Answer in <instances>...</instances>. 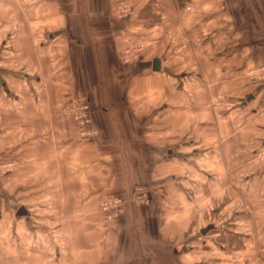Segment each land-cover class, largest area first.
I'll return each mask as SVG.
<instances>
[{
  "label": "crops",
  "instance_id": "1",
  "mask_svg": "<svg viewBox=\"0 0 264 264\" xmlns=\"http://www.w3.org/2000/svg\"><path fill=\"white\" fill-rule=\"evenodd\" d=\"M121 2L130 6V12L118 23L114 12ZM44 3L45 8H52L48 47L62 54L61 57L53 55V60L58 58L64 62L58 69L65 76L54 75L52 60L43 56L40 61L46 74L40 71L43 76L37 75L36 87L32 84L28 89L22 87L29 78L27 73L3 75L0 79L2 123L9 124L11 110L24 104L22 93L35 98L34 106L39 108L38 97L47 92L53 95V87L62 81L73 92L78 85L90 91L94 86L95 94L103 91L107 97L106 107H101V114L92 119L93 125L104 133L98 141H77L82 145L83 162L95 158L97 150L105 161L100 165H86L85 171L90 168L87 172L91 173L103 167L106 171L102 172L121 174L117 180L126 172H146L152 204H189L190 207L184 210L186 215L183 212L176 216V213L173 220L157 217L160 222L155 224L157 235L145 226L140 227L141 212L137 217L127 216L118 224L121 238L123 229L127 236L130 231L133 233L130 244L124 248L104 243L95 249L93 243L87 242L80 250L74 235H66L61 238L63 247H56V259L52 260L44 245L47 234L42 230L36 232L37 237L38 233L41 235V244L28 249V221L32 219L25 205L18 202L22 196L16 195V187L12 186L17 182L18 191L25 193L27 176L26 169L22 168L13 182H0V253L5 252L6 262L30 264L31 260L49 259L54 264L86 261L100 264L113 257L121 263L148 262L155 250L174 256L188 255L191 246L183 241L193 226L187 228V225L199 214H209V209L212 214L208 220H217L225 226L214 228L212 223L209 231L213 230V236L227 237L222 244L210 240L213 243L206 252L210 255V264H264V163L256 162L253 157L255 150L264 148V117L255 114L264 101V79L251 81L248 75L251 70L264 69V0H0V8H19L22 14L21 8H44ZM23 21L25 28L30 24L33 27L32 21ZM120 29H127L134 39L153 37L151 43L159 46L151 52L153 56H144L140 66L131 69V73L126 72L117 55L115 42ZM25 39L20 34L18 45H25ZM151 43H146L145 52H150ZM154 59L159 61L156 71L152 70ZM123 76L142 78H137L132 85L131 81L126 86L111 81L98 86V78ZM12 81L21 85V91H16V84L11 90L8 83ZM64 92L62 95L67 96L68 91ZM122 93H129L132 99L135 95L147 97L142 106L147 109L155 108L158 104L155 100L160 98L163 105L160 116L152 119L155 111L147 113V119L143 120L145 112L134 110L131 114L125 111L126 115L122 116L124 111H118L116 101ZM65 103V100L53 101L48 108L63 107ZM109 106L116 110L110 112ZM44 121L52 127L42 128L34 136L43 132L52 146L57 147L58 136L66 139L74 136L57 130L56 126L63 124L61 120L49 117ZM142 125L152 126L149 136L141 132ZM4 135L5 132L0 133V140L6 138ZM36 137L24 139V144ZM130 141L136 142L132 144L133 150L143 152L137 148L139 143L146 148L148 167L140 164L141 157L134 158L135 153L131 156L136 163L123 166L122 154L112 152L123 149L122 142L124 147H130ZM88 184L84 180L83 189ZM21 208L25 213H17ZM147 216L150 220L149 213ZM187 216L190 218L186 219ZM169 237L176 238L177 242ZM152 239L160 244H151ZM181 244L185 245L180 247ZM200 253L204 255L203 251ZM220 254L226 260L218 261ZM196 263L205 264L201 259Z\"/></svg>",
  "mask_w": 264,
  "mask_h": 264
},
{
  "label": "rangeland",
  "instance_id": "2",
  "mask_svg": "<svg viewBox=\"0 0 264 264\" xmlns=\"http://www.w3.org/2000/svg\"><path fill=\"white\" fill-rule=\"evenodd\" d=\"M45 1L46 0H44V2ZM120 6L125 7L121 9V14H124L123 16L130 12L129 5L121 2L117 4L116 7L118 8ZM43 7L44 8L37 9L21 8L22 14H20L19 8H0V79L3 75L9 73L14 75L16 72H24L28 74L29 78L25 80L27 81L26 83L21 84L22 87L28 89L27 87L31 86V84L36 87L37 75H40V77L41 75L43 76L40 72L43 70L40 61L43 57H48L52 60L54 65L52 72L54 75L65 76L62 69H58L64 62H60L58 58L53 60V55H59V57H61L62 54L57 49L53 50L48 47L50 40L47 34L50 33L49 28H51L49 16L52 14V8H45V3ZM4 15H6L5 22H3ZM123 16L115 14L114 12V18L118 23L120 21L122 22ZM20 17L23 18L20 19ZM24 19L28 20V22L32 21L33 27H31L30 24L28 28H25ZM20 34L26 37L23 41L25 45H18ZM117 36H120V38L118 39ZM134 38L135 37H131L130 33H127V29H120V31L117 32L115 42L118 46L117 55L120 61L124 63L126 72L130 73L131 69L137 68V65L140 66L139 63L143 60L144 56L150 58L153 56L152 54H154L151 52H154V49L159 47L157 45L155 46V43H151V41L154 40L153 37ZM109 42L111 43V41ZM146 43H151L150 52L149 50L145 52V48L147 47ZM40 49L44 50L41 54L37 51ZM35 54H37L38 61L35 60ZM20 55L21 59H19ZM3 58H9L10 61H4ZM56 69H58V71ZM43 72L45 73L44 70ZM248 75L251 77V81L263 80L264 69L259 68L251 70ZM137 78H142V76L102 77L98 78V86H103L109 82L111 83V81L117 84L122 83L123 86H126V84L128 85L131 81L130 84L132 85L137 82ZM0 82H2V80H0ZM62 82H60L59 85L52 86L54 90L53 95L51 92H47L45 95L38 97L40 109L34 106V101H36L35 98L30 95L24 96L21 92V98L24 104H21V107L17 106L16 110H11V122L9 124L2 123V110L0 109V133H6V135H4L6 138H1L0 140V146H4L0 147V170L1 166L6 167L10 165L7 167V171L0 174V182H13L18 171L22 168L26 169L27 188L25 193L23 194V191H18L17 182L16 184H12V186L16 187V195L19 197L22 196L18 202L22 206L25 205V208L29 211L28 217L32 219L28 221L27 244L29 251L33 245L37 244L39 246L41 244L40 233H38V237L36 236V232H41V230L43 233L47 234L44 245L48 247L50 252L48 256L52 260L56 259L54 256L57 250L56 247H63L61 238H64L66 235L70 237L74 235V240H77L80 244L79 246H81L80 250H82V246H85L87 242H90V244L93 243L92 248L95 249L104 243L111 246H123L124 248L130 244V238L133 236V233L130 231V235L127 236L126 230L123 229L124 232L121 238L120 234L122 230L118 228V224L127 216L132 215L137 217L139 215L138 212H141L142 223L140 227L145 226L147 229L153 230L154 234L157 228L155 224L160 223L157 221V217L159 219L163 217L165 220H173V216L176 213H178L176 216H180L184 210L188 211L190 207L188 206L189 204H187V206L185 204H152L150 186L148 183L146 184L145 180L146 172H126L123 173L121 179L117 180L116 178L120 177L121 174L102 172L106 171L103 167L91 173L87 172L90 168H87V171H85L86 165H100L101 162L105 161V157L100 156L99 150H97L93 155L96 159L93 158L90 162H83V152L80 150L82 145L77 139L98 141L104 133L101 128H96L93 125L92 119L97 114H101V107H106L104 101L107 97L105 98L103 91L98 90L100 93L95 94L96 89L94 88L96 87L94 86H91L90 91L86 88H82V85H78L79 88L75 89V92H73L69 91L72 88H70L65 81ZM13 84L17 85V90L15 89L17 92L21 91L19 89L21 85H19L17 81L8 83L12 91L15 88ZM65 90L68 91L67 96L62 95V93H65ZM118 95L119 98L116 101L119 103L118 111H124L122 116L126 115L125 111L131 114L132 110H134L135 113L145 112L142 118L146 120L148 116L147 113H154L156 111L151 116L153 119L160 116L162 112L163 105L160 98L155 100L156 102L158 101L155 108L150 107L147 109L142 107L146 104V100H148L145 96L137 98L135 95L132 99L129 93ZM219 96L221 95L219 94ZM92 97L94 101H92ZM61 100L66 101L65 106L62 107L60 105L59 108L54 109L48 108V104L51 102H59ZM213 100L214 103L217 102V99ZM209 101L210 98H208V102ZM173 103L175 102L173 101ZM109 107L110 112L116 110L114 108L112 109L111 106ZM255 114L256 117H264V101L260 104L259 108H256ZM49 117H54L63 122V124L56 126L58 131L74 134V136H69L67 139L58 136L56 142L58 144L57 147L52 146L49 139L46 140L43 132H40L37 137L34 136L40 129L52 127L46 125L44 121ZM151 128V125H142L140 127L141 132L148 136L150 135L149 131ZM32 136L37 139L33 138L27 142ZM24 139L27 140V144H24ZM130 142V147H124V142H122L123 149L113 150L112 152L122 154L121 160L123 161V166L136 163L132 161L133 158L131 156V154L134 156L135 153L136 156H134V158L141 157L142 162H140V164H144L148 167L145 159L147 155L146 148L142 147L139 143L137 148H142L143 152H138L132 149V144H136V142ZM143 144H145V142H143ZM34 145L36 147L35 150ZM258 150L264 152V148H262L255 150L254 153ZM24 153H26L25 156L22 155ZM254 159L256 162L259 161L257 157H254ZM85 177L87 179H84ZM84 180L89 183L86 189H83ZM145 195H147L150 200L148 205L142 203V199ZM159 195H162V191H160ZM12 196L15 197V195ZM191 205L194 206L193 202H191ZM199 211H203V208H199ZM147 212L149 213L150 220H148ZM208 213L209 214H199L195 221H190L187 225V228L193 226L192 230H187V235L190 237H184L183 241L185 244L188 243V245L191 246V252L188 253V255L174 256L172 254H167L168 252L164 253L163 250H155L154 254L149 252L152 257L148 262L153 261L149 264H201L196 263L199 259H201L202 262L204 260L205 264H210V255H207L206 252L210 251V246L213 242H219L221 244L222 242L226 243L227 237L213 236V234H215L213 230L209 231L213 228L211 225L212 223L214 228L219 225L222 227L225 226L217 222V220H208V217L212 214L211 210L208 209ZM184 214L186 215L187 212L185 211ZM187 218H190V216H187L186 219ZM208 226H210V228H208L209 230L204 234H201V232L196 229H204ZM129 227L131 228V226ZM162 231L163 230L160 232ZM171 232H173V230H171ZM155 234L157 235L158 233ZM169 238L171 241H176L174 237ZM211 239L215 241L211 242ZM251 239L253 240L255 238ZM154 240L155 239H152L153 242H151V244H156V246L160 244ZM202 242H204V244H202ZM250 243L252 242L250 241ZM262 243H264V239ZM183 245L181 244L180 247ZM163 246L164 248L166 247L165 242ZM123 248L122 252L124 251ZM200 251H203L204 255H202ZM120 255H122V253ZM5 256V252L0 253V264H11L10 262H6ZM221 260H226V258L220 254L218 261ZM89 262L90 261H86L82 264H89ZM148 262L142 260L131 263H121L120 261H116L115 257H113L109 261L105 260L99 263L148 264ZM29 263L54 264L56 262H51L47 259L43 262L31 260ZM92 264H98V262H92Z\"/></svg>",
  "mask_w": 264,
  "mask_h": 264
},
{
  "label": "built area",
  "instance_id": "3",
  "mask_svg": "<svg viewBox=\"0 0 264 264\" xmlns=\"http://www.w3.org/2000/svg\"><path fill=\"white\" fill-rule=\"evenodd\" d=\"M122 8H125V7H123V6H120L118 8L116 7V14H119V15L123 16L124 14H121V9ZM260 151L261 150L256 151L253 156L257 157V159L259 160V161L257 160L258 162L263 163L264 162V152H260ZM9 166L10 165H8L6 167L5 166H1L0 174L5 172V171H7L8 170L7 167H9ZM149 201L150 200H149V197L147 195H145L144 198L142 199V203L145 204V205H148Z\"/></svg>",
  "mask_w": 264,
  "mask_h": 264
},
{
  "label": "water",
  "instance_id": "4",
  "mask_svg": "<svg viewBox=\"0 0 264 264\" xmlns=\"http://www.w3.org/2000/svg\"><path fill=\"white\" fill-rule=\"evenodd\" d=\"M158 69H159V61H158L157 59H154V60L152 61V70H153V71H156V70H158ZM17 213H25V212H24V211L22 210V208H21V209L18 210ZM208 228H210V226H208L207 228L202 229V230H201V234H204L206 231H208V230H209Z\"/></svg>",
  "mask_w": 264,
  "mask_h": 264
},
{
  "label": "bare ground",
  "instance_id": "5",
  "mask_svg": "<svg viewBox=\"0 0 264 264\" xmlns=\"http://www.w3.org/2000/svg\"><path fill=\"white\" fill-rule=\"evenodd\" d=\"M37 9V8H36Z\"/></svg>",
  "mask_w": 264,
  "mask_h": 264
}]
</instances>
